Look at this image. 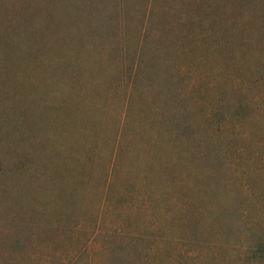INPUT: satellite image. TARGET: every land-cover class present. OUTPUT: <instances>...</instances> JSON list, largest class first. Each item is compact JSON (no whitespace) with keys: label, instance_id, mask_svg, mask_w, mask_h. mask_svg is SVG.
<instances>
[{"label":"rangeland","instance_id":"1","mask_svg":"<svg viewBox=\"0 0 264 264\" xmlns=\"http://www.w3.org/2000/svg\"><path fill=\"white\" fill-rule=\"evenodd\" d=\"M0 264H264V0H0Z\"/></svg>","mask_w":264,"mask_h":264}]
</instances>
